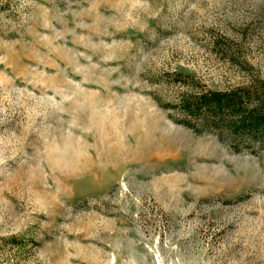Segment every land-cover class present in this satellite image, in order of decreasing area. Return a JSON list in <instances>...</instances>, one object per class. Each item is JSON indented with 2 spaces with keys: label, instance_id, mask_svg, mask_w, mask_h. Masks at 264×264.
<instances>
[{
  "label": "rangeland",
  "instance_id": "rangeland-1",
  "mask_svg": "<svg viewBox=\"0 0 264 264\" xmlns=\"http://www.w3.org/2000/svg\"><path fill=\"white\" fill-rule=\"evenodd\" d=\"M264 81V0H0V264H264V138L183 101Z\"/></svg>",
  "mask_w": 264,
  "mask_h": 264
},
{
  "label": "trees",
  "instance_id": "trees-1",
  "mask_svg": "<svg viewBox=\"0 0 264 264\" xmlns=\"http://www.w3.org/2000/svg\"><path fill=\"white\" fill-rule=\"evenodd\" d=\"M183 104L188 114L201 116L206 126L221 128L230 136L264 138V81L250 87L187 97Z\"/></svg>",
  "mask_w": 264,
  "mask_h": 264
}]
</instances>
